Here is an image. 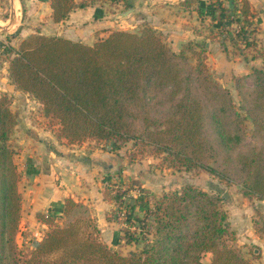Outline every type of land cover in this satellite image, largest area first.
<instances>
[{"label":"trees","instance_id":"trees-1","mask_svg":"<svg viewBox=\"0 0 264 264\" xmlns=\"http://www.w3.org/2000/svg\"><path fill=\"white\" fill-rule=\"evenodd\" d=\"M94 1L104 0H50L51 18L59 21L75 6ZM193 2L200 0L183 4ZM198 14L225 26L231 43L255 44L253 30L242 22L252 14L249 0H208ZM234 21H240L238 31L230 28ZM221 47L227 48L223 40ZM11 49V81L39 101L44 114L57 118L68 140L142 141L170 166L203 167L220 179L239 181L243 194L264 199V67L234 77L237 107L231 91L211 74L203 42L188 40L175 50L148 22L137 30L110 29L92 43L30 33ZM247 122L252 141L245 138ZM15 124L11 96L3 93L0 264H203L205 252L211 254L209 264H255L234 241L222 197L192 184L160 195L135 189L143 212L139 216L126 202V224L115 235L132 246L124 252L100 237L90 207L72 196L64 198L62 214L53 208L38 214L48 227L35 245H18L20 173L9 142ZM110 193L106 184L105 195L120 206L127 190ZM252 224L264 239V212Z\"/></svg>","mask_w":264,"mask_h":264},{"label":"crops","instance_id":"crops-1","mask_svg":"<svg viewBox=\"0 0 264 264\" xmlns=\"http://www.w3.org/2000/svg\"><path fill=\"white\" fill-rule=\"evenodd\" d=\"M183 1L127 0L129 6L124 5L120 9L116 5L121 7L123 0L94 1L71 9L59 21H53L51 16L47 20L60 27L58 32L52 34L87 43L106 36L110 29L137 30L142 23L148 22L175 48L186 39L203 41L208 48V55L215 57L216 64L228 67L235 74L239 73L235 69L241 66L240 63H234L233 58L229 60L219 41L208 34L214 24L220 27L218 20L211 19L208 14H198V6L205 0H200V5L198 2L185 5ZM44 2L49 7V0ZM249 2L253 12L251 20H257L260 24L264 20V0ZM123 22L131 27L124 26ZM208 25H211L210 28ZM32 32L43 33L25 25L13 39L19 43ZM236 59H241V56ZM8 66L9 58H0V95L7 93L11 96V108L17 120L12 143L19 146V152L16 153L19 157L15 160L20 172L18 187L22 196L17 234L19 243L35 245L48 227L38 214L47 213L49 208H53L55 214H62L66 196L82 200L90 207L100 237L104 241L109 240L120 228L116 221L109 218V210L114 202L105 195L101 175L108 176L109 171L115 169L117 159L109 153L102 156L96 147L95 151L85 154V143L68 141L65 137L54 135V129L41 126L30 114L37 113V118L43 116L41 104L28 92L14 85ZM206 254L210 255L209 252Z\"/></svg>","mask_w":264,"mask_h":264},{"label":"rangeland","instance_id":"rangeland-1","mask_svg":"<svg viewBox=\"0 0 264 264\" xmlns=\"http://www.w3.org/2000/svg\"><path fill=\"white\" fill-rule=\"evenodd\" d=\"M44 1L46 0H0V45L5 42L4 50L0 54V58L7 59L11 57V47L16 48L19 44L17 40L13 39V37L15 35H19V30L25 25H27L28 28L30 27L33 31H40L43 32L42 34L46 35H52V32H58L60 30L58 25H54L47 20L51 16L50 0L49 7H47ZM75 1L79 2V0ZM207 1L208 0H205L204 2ZM122 7H124L123 2L121 3V7L116 5V8L118 9ZM251 15H249L246 20L242 21L248 29L253 30L250 34V38H254L255 44L250 46H243V43H241L240 40H238V42L231 43L229 39V30L226 31L225 26H220L222 29H219L220 27H216V24H214L211 28V25H208L210 28L208 34L212 38L217 39L220 46L222 40L227 44V48L225 49L226 57L229 58V60L233 58V61H235L234 63H240L241 65L238 69H235L236 72H239L237 74H235L232 70L229 71L228 67H221V65L216 64L214 61V56L208 55V48L205 46L206 62L211 74L219 83L226 86L231 91L233 101L237 107L239 106L240 98L234 88V77L239 74H246L245 72H251V68L253 66L264 67V20H261V23L259 24L257 20H251ZM239 22H232L230 24L231 30L235 29L238 31ZM122 24L124 26L131 27L127 24V22H123ZM234 34L235 33H233V35ZM188 40L192 39H186L178 48H175L172 44H169L166 39L167 43L175 50L181 49L182 45ZM239 47L242 48V51L239 50ZM187 54L190 57V61L194 63V56H192L189 52H187ZM237 56H241V59L237 60ZM246 69H248V71H246ZM246 83L249 86L252 85L251 77L248 76L246 78ZM30 114L34 116L44 128L54 129V135L58 137H65L60 130L57 118L46 115L44 112L42 114L45 118L43 116L37 118V113L32 112ZM15 127L16 124L10 135L9 141L12 147L16 150L14 154V161L17 160V157H19L16 156V153L19 152V146L15 144L13 145L12 143ZM141 131L142 127L137 129V132ZM251 132L252 126L250 122H247L245 134L246 141L253 140ZM72 142H76L78 144L85 143V154H89L92 150L95 151L96 147L98 148V153L102 156L109 153L112 158L117 159L118 163L116 164L115 169L109 171L108 176L101 175V179L104 181L102 186L104 187L107 184L109 192L111 190L110 194L115 193L117 189L127 190L121 205L119 206V204L112 199L114 205L109 210V218L116 221L119 228L125 226L126 224L124 221L126 202L135 205V212L139 216L142 215L143 211L138 209L137 205L139 203H137L138 200L134 197L138 195L135 189L146 188V190L151 191L154 195H160L170 189H178L186 184H192L209 192L216 193L222 197L223 207L228 214L229 225L235 232L234 241L236 245L240 248V250H242L245 257L249 258L252 262L255 264H264V239L254 230L252 224L253 218L257 216V213L264 212V199H259L253 195L243 194L241 191V183L239 181H227L220 179L217 175L210 173L203 167L187 169L183 167L179 168L177 166H170L167 159L163 157L162 154L154 151L149 144H144L142 141L136 142L134 139H129L120 145L112 141L96 140L91 137H86L80 141ZM101 155L100 158H102ZM104 162L106 164V161ZM61 220L62 218H59L57 221ZM17 234L16 241L18 238V245H23L24 243H19L20 237L17 236ZM115 235L116 234L114 233L109 240L105 241L123 252L132 247L131 245L125 244L122 238L117 241ZM210 258L211 254L207 255L205 252L202 256V260L206 263L203 262V264H209Z\"/></svg>","mask_w":264,"mask_h":264},{"label":"built area","instance_id":"built-area-1","mask_svg":"<svg viewBox=\"0 0 264 264\" xmlns=\"http://www.w3.org/2000/svg\"><path fill=\"white\" fill-rule=\"evenodd\" d=\"M5 46V42L0 45V54L3 52ZM125 215V213H124Z\"/></svg>","mask_w":264,"mask_h":264},{"label":"water","instance_id":"water-1","mask_svg":"<svg viewBox=\"0 0 264 264\" xmlns=\"http://www.w3.org/2000/svg\"><path fill=\"white\" fill-rule=\"evenodd\" d=\"M123 14L127 13V12H122Z\"/></svg>","mask_w":264,"mask_h":264}]
</instances>
